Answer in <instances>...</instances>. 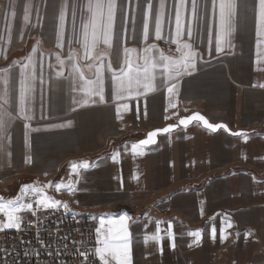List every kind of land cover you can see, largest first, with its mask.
<instances>
[{"label": "crops", "instance_id": "obj_1", "mask_svg": "<svg viewBox=\"0 0 264 264\" xmlns=\"http://www.w3.org/2000/svg\"><path fill=\"white\" fill-rule=\"evenodd\" d=\"M61 2L50 0L48 4H40L37 1L34 7L58 9ZM171 2L169 0L170 5ZM254 3L255 0H247V12L241 14L246 17L247 31L244 34L237 31L235 55L212 59L194 76L183 78L175 108H168L166 88L158 87L147 98L149 119L143 118L142 113L140 119L136 118L137 108L142 109L145 103L143 97L129 103L122 121L115 119V105L112 103L78 107L76 112H71L72 97L79 99V94L70 91L67 79L60 81L61 90L55 87L58 82L55 73L59 70L55 59L57 53L66 60L65 77L70 76L69 47L62 50L53 48L54 44L50 43L51 50L55 49L52 55L40 52L34 57L38 72L43 57L45 99L52 101L45 113L49 119L40 118L37 104L32 126L43 128L45 124L63 123L69 119L72 126L33 132L30 147H26L23 122H13L10 145L0 141L1 175L18 173L19 179L34 173L32 185L37 181L38 187L61 180L67 183L69 178L73 181L79 179L77 188L83 191L73 195L63 189L57 192L51 187L56 192L51 198L67 203L80 216H95L96 227H100V219L116 220L124 212L134 218L142 217L141 223L131 229L134 232V264H264V89L253 87L264 83V71L259 70L264 66L256 63ZM128 8L130 14L135 11L139 27L140 14L135 8V0H131ZM69 20L67 30L71 28L70 17ZM165 34L170 35L168 29ZM201 39L203 47L206 34H201ZM158 42L154 38L149 41L156 45ZM145 46L142 40L139 43L127 40L120 46L119 60L111 54L105 56L106 100L111 97V73L107 71L109 60L118 70L123 64V47L137 49L133 54L135 62V56L143 55ZM102 49L101 45L97 51ZM159 49L167 56H179L177 52ZM71 51L77 55L85 76L93 78L95 69L89 71L87 67L93 61L82 59V46L72 44ZM11 54L3 58L0 68L10 65L11 61L24 60L25 56L15 59ZM160 79H157L158 85ZM182 111H189L190 115L200 112L211 123H224L232 132H246L248 139L234 137L222 129L211 132L194 122L186 128H178L171 135H160L157 144L151 146L145 155L133 156L130 151L123 152L124 144L130 146L144 139L149 131L176 124ZM121 139H124L122 143L119 142ZM110 143L117 144L110 153L99 156L105 159L100 161L98 168L81 170L79 178L75 174L69 176L71 162L96 161L99 157L95 156ZM117 150L122 154L119 162H113L110 156ZM161 208H166L168 215H161ZM218 213L230 215L233 221V227L227 229V239L223 241L220 230L224 226ZM158 221L165 222L160 224L162 230L172 223L176 233L174 249L167 237L159 244L144 242V236L155 232ZM212 227L217 229L215 239L211 237ZM194 230L201 231V241L199 245L189 247L193 238L187 236V232ZM245 233L251 234L246 238Z\"/></svg>", "mask_w": 264, "mask_h": 264}, {"label": "snow or ice", "instance_id": "obj_2", "mask_svg": "<svg viewBox=\"0 0 264 264\" xmlns=\"http://www.w3.org/2000/svg\"><path fill=\"white\" fill-rule=\"evenodd\" d=\"M17 0H9V9L6 19L15 18ZM131 0H62L59 4L58 14L53 16L56 23L53 24L55 47L63 49L65 47L66 22L71 17V28L68 35L69 52L67 62L70 66V76L65 77L64 68L66 60L59 53L56 54V64L59 68L55 76L57 90H61L63 85L61 80H69L71 92L78 93L79 99L72 97L70 111L76 112L77 108H83L90 105H105L112 103L115 105V119L123 120L124 113L129 110V103L132 100L143 97L145 103L142 109L137 108V119L150 118V109L147 98L150 93L157 91L158 87L166 88L168 95V108L176 107V98L180 95V85L185 77H192L198 73L203 64L211 63L212 59L222 55L234 56L237 44L235 35L237 31L241 34L247 31L246 17L242 13L247 12V0H135V8L139 10L140 23L137 27V16L135 11L130 14L128 4ZM209 9L211 10L209 12ZM255 11V37H256V63L264 66V0H255L253 5ZM34 6L30 2L23 5V24L28 26L31 23L33 28L41 22V13L35 9L36 22L32 23ZM119 14V24H118ZM215 25V27H214ZM129 27L131 33L129 34ZM79 28V33L77 32ZM168 29L170 35L165 34ZM8 39L11 40V24L6 25ZM201 34H206V45L202 47L203 41ZM21 38L23 32L20 33ZM155 41L167 40L170 45L175 44V51L179 53L178 57L165 55L155 43H149L151 39ZM4 37L0 35V40ZM82 46L84 54L82 59L85 61L92 60L88 64L89 71L95 69L93 78L86 77L78 63L77 55L71 51L73 41ZM134 40L139 43L141 40L146 45L143 48V55L137 54L135 62L133 54L137 53L135 47H123V64L118 70L113 68L111 60L107 64V71L111 73V97L106 100L105 88V56L111 54L119 60L120 46L122 42ZM101 51H97L100 46ZM37 47H33L31 53L24 57L21 62H12L10 65L0 68V141L10 145L12 133L10 130L13 122L19 120L23 122V137L26 147H30V135L33 132L49 131L52 129H64L72 126V120H66L63 123H48L41 127H33L32 121L35 119L34 109L39 105L40 118L48 120L46 111L52 105L51 99H45L43 57L40 60L39 72L37 63L34 60ZM3 50L0 49V55ZM207 57V59H206ZM142 61V63H140ZM52 67L51 64L48 65ZM264 71V67H260ZM160 77V83L157 79ZM78 85V86H77ZM264 89V83L253 85ZM166 119L170 117H165ZM198 121L203 124L204 128L211 132L223 129L234 137H239L247 141L248 134L238 131L231 132L224 123H209L204 116L196 114L181 119L179 124H169L162 128H156L149 131L146 138L133 142L129 146H122L123 152H131L133 156L145 155L151 150V146L157 144L158 135H171L174 130L183 125L185 128L192 122ZM121 151H113L110 159L113 162H119ZM105 157H99L98 160L89 162L81 160L71 162L69 167L71 172L69 176L75 174L77 178L81 176V170L95 169L100 166V161ZM134 179H139L134 176ZM79 179L73 181L71 178L65 183L63 180L59 183H49L43 187H37L29 184L20 189V194L14 199H5L0 197V213L3 219H0V232L15 229L17 232L23 231L21 228L23 217L19 215L22 212H30L32 216H37L40 210H58L63 208L65 214H71L73 219L78 215L72 211L67 203L52 199L44 195L48 188L55 187L59 192L62 189L73 195L78 189ZM31 193L38 198L35 200L36 207L33 203L24 202V196ZM78 203V202H77ZM203 205V201H201ZM203 214V207L200 209ZM222 216L221 223V241L227 239L226 231L233 227V221L228 214H217ZM46 218V217H45ZM92 219H96L95 216ZM142 217H133L124 212L118 219L109 218L100 219V227L95 229L96 248L95 256L99 258L101 264H134L133 259V236L132 226L139 225ZM215 217L212 218V221ZM210 221V223L212 222ZM40 221H37V224ZM31 223V222H30ZM163 221L156 222V229L152 235L144 236V242L154 241L161 243L165 237L170 241V247L175 248L176 233L173 231L172 223H168L166 229H161L160 224ZM163 231V235L161 232ZM217 229L211 228V237L216 238ZM251 233H245V237ZM240 235V233H237ZM187 236L192 237V244L199 245L201 241V231L194 230L187 232ZM64 248L68 249L67 240L64 238ZM43 243V241H41ZM86 247V246H85ZM162 252V249H161ZM52 255L51 252L48 253ZM73 254L83 257L86 264L89 258L87 251H80L73 242ZM30 254L24 253L28 258ZM32 255H37L33 253ZM0 257H6L0 260V264H16V260L8 255V249H0ZM60 257L59 251L53 260Z\"/></svg>", "mask_w": 264, "mask_h": 264}, {"label": "built area", "instance_id": "obj_3", "mask_svg": "<svg viewBox=\"0 0 264 264\" xmlns=\"http://www.w3.org/2000/svg\"><path fill=\"white\" fill-rule=\"evenodd\" d=\"M160 44L173 51L176 45H170L167 41H160ZM184 117L190 115L184 112ZM0 184H3L2 175L0 173ZM35 208L36 205H33ZM160 214L166 215L168 210L161 208ZM23 217L21 228L23 231L8 230L0 232V249H8V255L16 260V264H84L83 257L73 254V242L80 251H87L89 258L86 264H101L99 258L95 256L96 239L95 229L96 222L92 217L77 215L75 219L71 214H65V210H40L37 216H32L30 212L19 213ZM46 217V218H45ZM3 219V214L0 213ZM40 221L37 224V221ZM31 222V223H30ZM69 236L67 240L68 249L64 248V237ZM43 241V243H41ZM86 246V247H85ZM57 251L60 257L53 260ZM28 252V258L24 257V253ZM51 252L52 255L48 253ZM37 253V255H32ZM6 257H0V260Z\"/></svg>", "mask_w": 264, "mask_h": 264}, {"label": "rangeland", "instance_id": "obj_4", "mask_svg": "<svg viewBox=\"0 0 264 264\" xmlns=\"http://www.w3.org/2000/svg\"><path fill=\"white\" fill-rule=\"evenodd\" d=\"M37 1L38 2L40 1V4L41 2L42 4L46 2L48 4L50 2V0H30L33 6L36 5ZM28 2L29 0H17L16 6H15V11L17 13L16 17L6 19V15L9 9V0H0V35L4 37L3 40H0V45H3V47L0 48L3 50V54L0 55V62L3 61V58H5V56L8 53H12L11 55L15 56V59L21 56H26L31 53V50L33 47H37L38 49H40V51L37 52L36 54H39L41 52L43 55L44 54L52 55V53L55 52V49L51 50L50 46L48 45L50 43H53L54 44L53 48L55 47L54 28L52 27H53V24L56 23V21L53 20V16L58 14V9H41V5L38 3L37 5H40V6L34 7L32 23L36 22L35 9L39 8V11L41 13L40 24L35 28L31 26V23L28 26H24L23 19H22L23 5ZM68 21H70L69 18H68ZM9 23L11 24V40L8 39V33L5 30L6 25ZM21 32H23L22 38L20 35ZM69 32L70 30H67V27H66L65 47L68 46L67 39H68ZM77 32L79 33V30H77ZM50 39L52 41H50ZM45 43H47L46 46H44ZM73 44H76L75 40L73 41ZM157 46L161 49L163 48L168 51L171 50L169 48L163 47L160 44V42H158ZM65 47L62 50H64ZM10 63H12V61ZM184 112L183 111L180 112L181 118L184 117L183 115ZM4 175H2L3 184H0V197H3L5 199H14L17 195L20 194V189L22 186H24L25 184L27 185L33 184L35 182V181H32L33 180L32 178L35 177L34 173L31 174V176L28 175V176L21 177L19 179H18V173H11V174L7 173ZM35 184H36L35 186L37 185L39 186V183L37 181ZM43 186L44 184L42 185V187ZM55 194L56 192L51 190L50 188H48L44 193V195L50 196V197L54 196ZM37 198H38L37 196L31 193H28L27 195L24 196V202L33 203V205H35L34 202ZM133 208L136 209V206L134 205ZM166 215H168V212ZM5 231L7 232L8 230H5Z\"/></svg>", "mask_w": 264, "mask_h": 264}, {"label": "water", "instance_id": "obj_5", "mask_svg": "<svg viewBox=\"0 0 264 264\" xmlns=\"http://www.w3.org/2000/svg\"><path fill=\"white\" fill-rule=\"evenodd\" d=\"M196 114H199V115H201L200 114V112L199 113H193V114H191L190 116H192V115H196ZM190 116H188V117H190ZM203 116V115H202ZM184 118H187V117H183V118H181V119H184ZM181 119H179V121L181 120ZM205 119H207L206 117H205ZM208 120V119H207ZM179 121L176 123V124H179ZM209 121V120H208ZM199 123V125H201V127H203L204 128V126H203V124L202 123H200V122H198V121H192L189 125H191L192 123ZM209 123H211L210 121H209ZM188 127V126H187ZM178 128H185L183 125H179L175 130H177ZM229 128V127H228ZM206 129V128H205ZM174 130V131H175ZM208 130V129H207ZM220 130V129H219ZM219 130H217V131H219ZM223 130V129H222ZM216 131V132H217ZM231 131V130H230ZM232 132V131H231ZM238 132V131H237ZM227 133H229V132H227ZM147 136V135H146ZM160 135H158V137H159ZM158 137H157V142H158ZM146 138V137H145Z\"/></svg>", "mask_w": 264, "mask_h": 264}, {"label": "trees", "instance_id": "obj_6", "mask_svg": "<svg viewBox=\"0 0 264 264\" xmlns=\"http://www.w3.org/2000/svg\"><path fill=\"white\" fill-rule=\"evenodd\" d=\"M123 141H124V139H121L119 142L122 143ZM119 142H118V143H119ZM116 144H117V143H110L109 146L107 147V149H105L104 151L98 153L95 157L103 156V155H105V154H107V153H110L111 150L113 149V146L116 145Z\"/></svg>", "mask_w": 264, "mask_h": 264}, {"label": "bare ground", "instance_id": "obj_7", "mask_svg": "<svg viewBox=\"0 0 264 264\" xmlns=\"http://www.w3.org/2000/svg\"><path fill=\"white\" fill-rule=\"evenodd\" d=\"M1 219V218H0Z\"/></svg>", "mask_w": 264, "mask_h": 264}]
</instances>
